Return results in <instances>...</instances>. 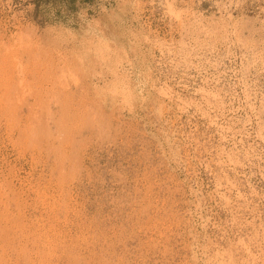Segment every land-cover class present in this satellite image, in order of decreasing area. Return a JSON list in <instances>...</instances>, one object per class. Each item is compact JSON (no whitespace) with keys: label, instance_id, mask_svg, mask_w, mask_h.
<instances>
[{"label":"rangeland","instance_id":"374dc122","mask_svg":"<svg viewBox=\"0 0 264 264\" xmlns=\"http://www.w3.org/2000/svg\"><path fill=\"white\" fill-rule=\"evenodd\" d=\"M0 264H264V0H0Z\"/></svg>","mask_w":264,"mask_h":264}]
</instances>
